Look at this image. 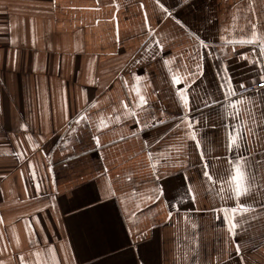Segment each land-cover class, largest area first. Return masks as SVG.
Instances as JSON below:
<instances>
[{
	"label": "crops",
	"instance_id": "0c3cea01",
	"mask_svg": "<svg viewBox=\"0 0 264 264\" xmlns=\"http://www.w3.org/2000/svg\"><path fill=\"white\" fill-rule=\"evenodd\" d=\"M262 48L264 0H0V264H264Z\"/></svg>",
	"mask_w": 264,
	"mask_h": 264
},
{
	"label": "snow or ice",
	"instance_id": "6c2138e0",
	"mask_svg": "<svg viewBox=\"0 0 264 264\" xmlns=\"http://www.w3.org/2000/svg\"><path fill=\"white\" fill-rule=\"evenodd\" d=\"M161 7L164 8L163 5H161ZM164 10L167 11L166 8H164ZM253 35H255V33H253ZM261 52L264 53V48L261 49ZM262 79H264V78H262ZM173 81L176 84H179L180 83V80L177 77H175V76L173 77ZM180 95H181V99L183 100V102L185 103V105H187L188 96L185 93H183V92L180 93ZM143 99L144 98L141 97V100H143ZM189 127H191V125H189ZM192 139L193 140H196L195 134L192 135ZM236 139H237V137H233L231 135L229 136V140L231 142H233V143H235ZM97 140H98V138H97ZM197 147H199V142L198 141H197ZM204 175L206 177H208L210 180L212 179V177L210 176V174L208 172H204ZM231 179L234 180V181H236V186L233 189V191L235 192V195L237 197L241 196L242 193H246L247 192V189L245 187H243V185H242L243 176H242V173L240 172V169H239L238 166L236 167V175L233 176V177H231ZM185 194H187V190H186V193ZM241 207H243V206H241ZM232 211H233V214H235L236 209H233ZM235 227H236L235 223H230V225H229V231L231 232L233 229H235Z\"/></svg>",
	"mask_w": 264,
	"mask_h": 264
},
{
	"label": "built area",
	"instance_id": "2783aa9c",
	"mask_svg": "<svg viewBox=\"0 0 264 264\" xmlns=\"http://www.w3.org/2000/svg\"><path fill=\"white\" fill-rule=\"evenodd\" d=\"M256 87H264V79H262L259 83L249 85L248 88H256Z\"/></svg>",
	"mask_w": 264,
	"mask_h": 264
}]
</instances>
